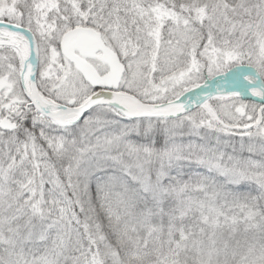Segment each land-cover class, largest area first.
Listing matches in <instances>:
<instances>
[{"label": "snow or ice", "instance_id": "6c2138e0", "mask_svg": "<svg viewBox=\"0 0 264 264\" xmlns=\"http://www.w3.org/2000/svg\"><path fill=\"white\" fill-rule=\"evenodd\" d=\"M0 264H264V0H0Z\"/></svg>", "mask_w": 264, "mask_h": 264}]
</instances>
